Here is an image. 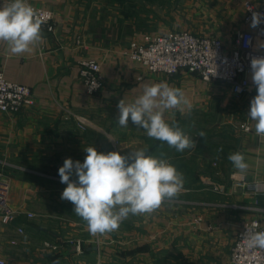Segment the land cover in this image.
Masks as SVG:
<instances>
[{
  "label": "crops",
  "instance_id": "1",
  "mask_svg": "<svg viewBox=\"0 0 264 264\" xmlns=\"http://www.w3.org/2000/svg\"><path fill=\"white\" fill-rule=\"evenodd\" d=\"M117 1L124 5L123 14L116 7ZM128 1L28 0L33 7L53 11L54 32L42 26L43 39L31 52L21 55L12 54L8 46L0 42V69L5 78L31 87L35 100L32 106L17 114L0 112V172L10 180V202L19 212L11 224L0 222V257H5L8 264H66L68 255L79 256L76 264H226L241 225L252 219H264V138L255 134V122L247 117L237 125L233 142L228 141L218 154L220 179L213 181L217 187L213 188L199 176L194 185L184 186L185 191L176 198L166 199L155 212L138 215L139 218L129 215L120 224L121 236L116 231L106 236L111 240L109 244L114 245L115 240L120 247L103 248L84 240L80 255L70 245L58 251L43 247L45 240L57 242L68 235H93L77 214L72 219L65 215L68 208H74L71 202L61 199L67 185L58 181L57 175L35 172L33 161L45 156L46 151L57 147L60 150L72 141L82 145L101 141L110 144V151H114L113 133L121 126L118 121L109 125L95 117L110 112L119 118V101L133 102L143 94L146 85L165 82L182 89L191 107L166 111L165 119L169 123L179 116L204 111L213 96H226L229 91L233 95L230 87L222 82L216 85L220 91H215L195 73L150 74L131 61L126 53L129 42L144 39L154 32L148 30L146 24L132 22L133 7L130 8L131 0ZM217 1V9L229 17L224 26L220 24L228 28L227 32L221 30L217 36L230 47L235 39V31L230 33V30L238 23L240 15H244L247 0ZM9 2L0 0V5ZM243 28L247 27L242 21L235 30ZM78 39L81 44H76ZM85 58L101 63L105 87L95 95L86 94L79 76L80 61ZM254 96L247 94L243 98L251 102ZM81 118H85V122ZM129 122L132 123L130 119ZM136 134H140L144 142H140L139 149L146 148L151 138L146 132ZM71 152L59 151V160L74 154L81 162L87 155L83 147ZM101 152L107 153L109 148ZM162 152V147L157 148L151 156L163 155ZM233 152L244 154L248 164L245 173H240L229 161L228 156ZM170 154L166 158L173 159ZM38 198H44L49 207L56 209L58 214L49 216L58 219L40 221L28 216V213L38 215L37 210L31 208ZM67 225L71 229L65 234ZM18 228H23L24 232L19 233ZM58 228L65 232L60 233ZM47 230L58 231V234L51 237L46 234Z\"/></svg>",
  "mask_w": 264,
  "mask_h": 264
},
{
  "label": "clouds",
  "instance_id": "2",
  "mask_svg": "<svg viewBox=\"0 0 264 264\" xmlns=\"http://www.w3.org/2000/svg\"><path fill=\"white\" fill-rule=\"evenodd\" d=\"M262 21L264 14L253 12L250 26L256 28ZM43 23L28 0H10L0 5V42L5 43L12 54L29 53L43 39ZM250 69L257 94L250 102L247 116L255 122V134L264 138V56L252 57ZM185 106L191 107L182 89L165 82L146 85L143 94L133 102L119 101L118 124L126 128L130 119L149 138L166 142L169 147L183 152L196 147L195 142L175 121L167 122L165 112L183 111ZM204 135L199 133L200 137ZM84 151L87 155L82 163L66 158L58 175L60 182L67 185L61 199L74 205V212L86 222L93 236L117 231L130 214H151L166 199L176 198L185 191L183 174L168 160L146 155V148L126 155L118 151L98 152L93 146ZM228 159L240 173L247 171L243 153L233 152ZM248 244L264 249V231L250 233Z\"/></svg>",
  "mask_w": 264,
  "mask_h": 264
},
{
  "label": "built area",
  "instance_id": "3",
  "mask_svg": "<svg viewBox=\"0 0 264 264\" xmlns=\"http://www.w3.org/2000/svg\"><path fill=\"white\" fill-rule=\"evenodd\" d=\"M34 8L44 21L42 26L54 32L53 11L43 7ZM253 12L264 14V0L245 2L242 21L247 28L236 30L230 47L217 35L198 34L190 30H162L144 39H132L127 47V56L150 74L171 76L187 71L197 74L206 82L226 84L235 97L256 95V87L251 80L250 61L252 57L264 56V21L252 28ZM76 44H81V40L78 39ZM101 68V63L96 59L85 58L80 61L79 76L86 94L95 95L105 87ZM34 102L31 87L8 80L0 69V112L14 115L32 106ZM81 121L85 122V118H81ZM10 191L9 178L0 172V222L4 225L11 224L19 214L10 202ZM28 216L32 217L33 214L28 213ZM254 231H264V219H252L241 225L226 264H264V249L249 247L248 244V236ZM18 232L22 234L24 229L18 228ZM71 244L77 252L83 253V244L79 240H45L43 247L58 251ZM0 264H8L7 259L0 257Z\"/></svg>",
  "mask_w": 264,
  "mask_h": 264
},
{
  "label": "rangeland",
  "instance_id": "4",
  "mask_svg": "<svg viewBox=\"0 0 264 264\" xmlns=\"http://www.w3.org/2000/svg\"><path fill=\"white\" fill-rule=\"evenodd\" d=\"M126 1L129 2L128 0ZM130 2H132L130 8L133 7L131 8L133 14L130 16V18H132V22L141 23L142 25L146 24L147 26H149L148 30H153V32H158L161 30L184 29L198 34H210L216 36L220 34L219 31L226 29L227 32L228 30V28H224L223 26L224 23H226L225 20H227L229 17L221 14V10L217 9V0H131ZM123 6L124 5H122L121 2L117 1L116 7L120 9L118 10L120 11V14L124 13L122 9L124 8ZM240 16V20L233 26L234 28L230 30V33L232 31L236 32L235 27L241 24L243 15L241 14ZM221 23L223 26H220ZM160 25L161 27H163L162 29H160ZM225 35L227 36V33H225ZM225 42L228 43L227 41ZM209 83L212 85V87L215 88V91L216 89H220L219 87H216L218 82ZM243 96L235 97L230 93V91L226 94V96H224L223 94H221L219 97L213 96L206 104L204 111L198 110V112L182 116L181 121L183 123H181L182 125L180 126V129L187 136L194 140L196 147L185 149L183 152H178L176 151V149L173 148L172 150L170 149V147H168L170 149L169 152L173 153L169 154L171 156L174 155L173 159L166 158L164 155L165 152L163 155L155 156L168 160L175 167L177 161L179 164H184V166L181 167V173L183 174V178L185 181L184 186L194 185V180L196 179V177L200 176L203 180L205 179L206 182L208 181L209 184L211 183L213 188L217 187V184H215L213 181H217L220 179L218 174V154L219 152H222L220 149L223 150L225 144L228 141H230V143L233 142L232 139L234 138V131L237 125L239 126L240 124H242L248 117L247 113L250 109L248 107L250 105V102L248 100H245ZM95 119L100 121L101 123L109 125L118 121V118L112 116L110 112L109 114L105 112L103 116L98 115L97 117L96 115ZM132 130L135 132L132 133ZM144 132V130L138 129L130 122L128 127L126 128L116 127V131L114 130L113 133L116 140L114 144V151H118L122 155H126L132 150H138L140 148V142H143V139H140V134L136 133ZM200 132L205 133L204 137L199 136ZM89 146L96 147L99 152L105 151L106 147H108L110 151L111 147L110 144H107L105 142L102 143L101 141L95 145H82V143L80 142L75 143L72 141L71 143H69V145L67 144L61 146L60 150L59 147H57L55 150L46 151L47 154L45 156L41 155L40 158L33 161V170L42 174L49 173L57 175L56 178L58 181H60V177L58 176V169L63 165L64 160H59V151L67 149V151H72V154L76 149L81 150L82 147L84 149ZM176 154L180 155L179 160L174 159ZM70 158L76 161L74 154ZM210 158H212L211 161H209ZM83 161H81V163ZM191 169L192 172H190ZM206 191L208 193V196H210V190L207 189ZM31 208L34 209L32 211L37 210L38 212L37 216L33 215L31 217L32 219H39L40 221H43L44 219H54L55 221V219H58L55 218L57 216H49L57 215L58 213L56 209L49 207V203H45L44 198H38L37 200H35ZM75 214L76 213L74 212V208L72 207L68 208L65 215L68 218L72 219L73 217H75ZM132 218L139 217L138 215H132ZM130 224L135 226L133 222H130ZM65 229L66 232L63 228H60V233H63L64 231L65 234H68L67 232H69L68 230H70L71 227L67 225ZM47 231L46 234L50 235L51 237H54V235L58 234V231L55 230ZM122 232V228L119 227V229L116 231V234L118 236H121ZM106 236L107 234H98L89 237L88 235H85V237L68 235V237L66 236L65 239H71L74 241L79 240L83 244V248L84 240L87 242L90 240L89 242L91 243V245H98L103 248L107 246L113 248L116 247L115 245H119L120 247L119 242L115 241L114 239V245L109 244L111 240L108 241ZM115 239L123 241V238L121 237H118V239L116 237ZM70 246L73 245L71 244ZM75 253L77 255L81 254L76 250ZM75 256L68 255L67 259L69 262L66 264L78 263L79 256Z\"/></svg>",
  "mask_w": 264,
  "mask_h": 264
},
{
  "label": "trees",
  "instance_id": "5",
  "mask_svg": "<svg viewBox=\"0 0 264 264\" xmlns=\"http://www.w3.org/2000/svg\"><path fill=\"white\" fill-rule=\"evenodd\" d=\"M181 118L182 117H178L176 120H175V122H176V124L180 127L182 124L181 123H183L182 121H181ZM160 147H162L163 148V154H164V152H165V157H168L169 156V153H171V152H169V150L170 149H172L173 150V148L172 147H170V149L168 148L169 146L167 145V143L166 142H162V141H159V140H155V139H153V138H151L150 140H149V143H148V146L146 147V149H147V152H146V155H152L153 154V152L157 149V148H160ZM165 149V150H164ZM175 149V148H174ZM171 154H173V153H171ZM172 156H174V155H172ZM179 157H180V155H178V154H176V156L174 157V159L175 160H179ZM174 163V162H173ZM178 164V165H177ZM176 165V168L179 170V169H181V167L182 166H184V164L183 163H181V164H179L178 163V161H177V163L175 164ZM190 172H192V169L190 170ZM198 177H196V179H197ZM195 179V180H196ZM194 180V181H195Z\"/></svg>",
  "mask_w": 264,
  "mask_h": 264
}]
</instances>
